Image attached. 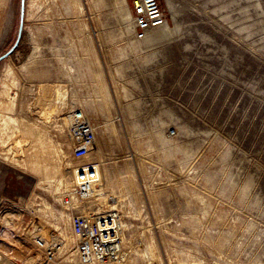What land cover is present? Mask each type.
Returning <instances> with one entry per match:
<instances>
[{"label":"rangeland","instance_id":"1","mask_svg":"<svg viewBox=\"0 0 264 264\" xmlns=\"http://www.w3.org/2000/svg\"><path fill=\"white\" fill-rule=\"evenodd\" d=\"M133 1L24 0L0 61V264H79L70 218L110 209L122 257L102 264H264V0H158L145 40ZM20 7L0 0V56ZM71 109L96 133L80 160Z\"/></svg>","mask_w":264,"mask_h":264},{"label":"built area","instance_id":"2","mask_svg":"<svg viewBox=\"0 0 264 264\" xmlns=\"http://www.w3.org/2000/svg\"><path fill=\"white\" fill-rule=\"evenodd\" d=\"M132 20L134 36L145 40L152 30L164 22L158 0H134ZM67 132L74 159L86 158L95 146L96 133L89 118L80 109L65 113ZM101 179L97 164L80 165L74 170L71 194L75 199L89 197ZM121 214L115 209L102 214H75L70 220V229L75 237L74 253L79 264H102L119 262L122 257ZM39 248L46 250L47 262L54 260L53 244L34 236Z\"/></svg>","mask_w":264,"mask_h":264},{"label":"water","instance_id":"3","mask_svg":"<svg viewBox=\"0 0 264 264\" xmlns=\"http://www.w3.org/2000/svg\"><path fill=\"white\" fill-rule=\"evenodd\" d=\"M23 15H24V0H21V7H20V26H19V32H18L17 39H16L14 45L7 52H5L4 54H2L0 56V61L2 59H4L6 56H8L16 48V46L18 45L19 40H20V36H21V31H22V19H23Z\"/></svg>","mask_w":264,"mask_h":264},{"label":"bare ground","instance_id":"4","mask_svg":"<svg viewBox=\"0 0 264 264\" xmlns=\"http://www.w3.org/2000/svg\"><path fill=\"white\" fill-rule=\"evenodd\" d=\"M77 167L74 168V170H76ZM116 263V262H115Z\"/></svg>","mask_w":264,"mask_h":264}]
</instances>
